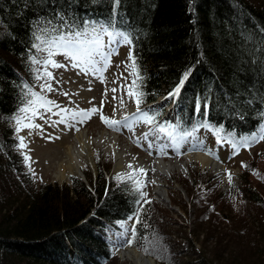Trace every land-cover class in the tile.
<instances>
[{
	"label": "trees",
	"instance_id": "1",
	"mask_svg": "<svg viewBox=\"0 0 264 264\" xmlns=\"http://www.w3.org/2000/svg\"><path fill=\"white\" fill-rule=\"evenodd\" d=\"M67 3L0 0V264H112L117 258L106 227H118L134 211L130 245L168 264H264V193L254 186L249 190L262 242L250 247L254 234L244 243L233 218L224 226L216 200L203 194L207 172L190 178L189 196L196 205L192 232L183 219L172 217L173 226L152 196L141 199L130 185L109 180L110 165L99 166L95 176L85 171L91 187L74 175L61 184L34 179L18 149L12 118L24 106L28 89L23 85L34 91L37 84L40 63H31L29 55L38 61L46 55L31 48L33 25L40 17L52 19L54 11L67 15ZM71 12L107 21L112 0H72ZM116 12L115 28L130 34L143 77L142 104L168 97L191 69L180 95L167 98L176 107L173 124L188 131L209 124L237 137L257 131L264 122V0H121ZM197 97L200 113L195 112ZM152 107L159 120L165 105Z\"/></svg>",
	"mask_w": 264,
	"mask_h": 264
},
{
	"label": "rangeland",
	"instance_id": "2",
	"mask_svg": "<svg viewBox=\"0 0 264 264\" xmlns=\"http://www.w3.org/2000/svg\"><path fill=\"white\" fill-rule=\"evenodd\" d=\"M104 40L105 43H107L108 37L105 36ZM113 51L115 54L111 56L110 64L99 74H84L80 72L79 69L73 68L67 64L62 55L54 56L53 58L56 61L66 64L65 67L58 69L49 67V71L52 72L55 78L50 81L55 91L48 92L41 89L40 85L46 81L44 78L37 80L34 91L55 101L60 108L67 109L68 112L62 114L67 115L69 120L65 118V123H53L60 119V116L54 114L59 112V109L53 107L52 113H44L43 109H41L40 111L44 114L45 119L34 117L33 122L42 125V129L22 128V131L16 133L17 137H24L26 147L20 148L19 142L18 149L25 157H30V159L27 160V168L33 173L34 179L38 183L43 181L58 182L60 184L69 182L71 177L65 178L66 180L57 179L54 177V171L56 169V162L64 154V146L74 141V135L81 130H87L92 137L97 136L100 132L105 130L108 131L110 135L116 132L119 137L118 145L123 149L125 160L121 170L120 168L117 170L114 169L116 159L112 151L102 154L101 149H97V169L95 170L88 165L85 167L84 171H90L95 176L99 172V166L110 165L111 167L107 171V177L111 180L118 173L123 174L132 171L128 168L129 164L133 166V169H142L137 165L139 161L152 164L153 170L149 175L145 173V170L143 172L136 171L134 174L138 183L143 186L141 190L146 192L147 196L155 198L159 206L163 208V215L166 219L171 221L173 226H176V224H174V219H172V217L183 219V221L188 224L185 226L186 229L190 232H192L194 228L196 217V205L189 196L190 178H193L196 171L207 172V175L210 176V180L205 186L203 194L208 199L216 200V207L217 210L220 211L219 216L222 219V224L227 226L229 221L233 218L232 224L235 225L234 227L237 229L241 228V233L244 234L241 240L245 243L251 238L249 234H254L253 236L256 238H253L255 240L254 243L250 244V247H257L259 243L262 242L258 232L260 225L257 219L256 202L252 198L249 187L251 188V186H254L264 193V140L253 143L247 148L240 147L238 151H235L232 145L234 142H239L241 136L225 135L219 132L215 127L209 124H203V126L197 129L194 136L188 137V142L182 144L178 155L173 148L164 147V145L169 143L167 138H162L160 141L156 142L152 148L148 147L153 137L149 136L148 140H144L143 133L147 132L149 128L152 127L150 125L133 123L131 128L120 126L119 130L108 127L100 118L101 112L105 117L121 120L123 119L121 116L123 108L131 109V111L125 115L130 119L131 114L136 110L134 99L127 95V89L125 87L126 85H131V81L134 79V76L130 75L131 68L129 67L131 64L129 53L131 52L132 55V44H117ZM46 56L47 53L45 57ZM43 68V63H40L38 75L42 73ZM57 81H59V83H57ZM112 89H116L117 91L113 92ZM65 92L68 93V95H63ZM113 97H115V99ZM121 97H123V105L120 103ZM165 102L164 100L163 104ZM162 105L160 104L158 107ZM93 106L100 111L93 114L91 118L87 119L83 124L71 118L72 112H76L80 109H89ZM140 107L142 108L141 105ZM168 109L169 105L165 103L164 116L167 122L157 120L158 123L162 122L165 126H167L168 123L173 124L172 121H174ZM24 115L26 114L18 112L15 116ZM24 123H28V121L25 120ZM13 124L15 125V121ZM76 129L79 130L77 131ZM247 135L248 134L243 136ZM49 136L52 138L49 139ZM200 140H202L203 143H198ZM137 141H139V143ZM160 149H163V151H160ZM195 151L209 153L213 158L218 160L219 163H222V170L217 172L210 166H205L198 160L191 159L189 160L190 162L188 161L184 170L176 171L173 173L172 177H168L169 179L167 178V184L165 186L168 189L169 196V198L166 197L167 202L157 199L155 197V188L157 186L155 169L156 159L163 156L167 160H175L177 158L183 159L187 153ZM130 159H134L135 162H129ZM242 165H247L248 167ZM126 169L128 170L126 171ZM229 173H231L232 176L231 183L228 180ZM134 220L135 216L132 220L127 219L119 221L124 222V228H122L119 223L118 227L107 225V235L115 242L114 244L112 240H109L117 258L112 264H129L117 254L120 249L131 246L126 242L129 237L120 236L118 238L116 233H122L125 228H132ZM130 235L131 234H129V236ZM174 238L175 236H172V243H174ZM196 242L199 245L198 240H196ZM247 245L249 246V244ZM138 250L140 251V249ZM162 262L164 261L160 263Z\"/></svg>",
	"mask_w": 264,
	"mask_h": 264
},
{
	"label": "snow or ice",
	"instance_id": "3",
	"mask_svg": "<svg viewBox=\"0 0 264 264\" xmlns=\"http://www.w3.org/2000/svg\"><path fill=\"white\" fill-rule=\"evenodd\" d=\"M93 3H95V0H93ZM120 3L121 0H112L111 18L107 21L77 16L71 12L72 0H68L67 8L69 9V12L67 15L61 11H54L52 19L40 17L35 22L33 25V43L31 48L36 49L37 52H46L47 56L44 57L42 61H38L35 56L29 55V60L33 64L43 63L44 65L42 73L34 77L36 80H40L41 78L45 79L46 82L40 85L41 89L48 92L55 91L50 83V81L55 78L52 72L49 71V67L58 69L66 66L65 63L58 62L53 58L56 55H62L67 64L73 68L79 69L80 72L84 74H99L110 64V58L115 54L113 49L117 44L124 43L131 45L130 34L119 31L115 28L116 10L119 8ZM53 19L59 21V23L54 24ZM261 31H264V29ZM105 36L108 37L107 43H105L104 40ZM29 51L31 52V49ZM129 59L131 61V64L129 65L131 68L130 75L134 76V79H132L131 85H126L125 87L127 89V95L134 99L136 110L131 114V119L128 116H125L121 120L105 117L101 112V120L108 127L116 130H119L120 126L131 128L133 123L150 125L152 127H150L147 132L143 133L144 140H148L149 136L153 137V140L148 144V147L152 148L156 142L160 141L162 138H167L169 143L164 145V147L173 148L179 155V149L182 144L188 142V137L194 136V133L199 127L203 126V124L193 125L191 131H188L186 128L180 130V124L168 123L167 126H165L162 122L158 123L156 117L159 115V112L154 107L142 109L140 105L143 103L145 94L140 90V81H142L143 77L140 75L135 58L132 57L131 52L129 53ZM190 75L191 69L185 71L176 87L168 93V97L165 99H174L179 96L181 89L184 87L185 81ZM57 83H59V81H57ZM23 87L28 89V91L25 92L24 95V106L18 109V111L20 113H25L26 115L14 116L12 118L15 121L16 127L14 128V131L16 133L22 131V128L42 129V125L33 122L34 117L45 119L44 114L40 111L41 109H43L44 113H52L53 107L58 108L59 112L55 113V115L60 116V119L53 123H65V116L62 115V113L68 112L67 109L60 108L55 101L48 99L41 93L32 91L30 86L26 83ZM112 91L116 92L117 90L112 89ZM63 95H68V93L65 92ZM113 98L115 99V97ZM120 102L121 105H123V97L120 98ZM261 102H264V98H262ZM247 103L251 104L252 100H248ZM98 111L100 110L94 106L89 109H80L76 112H72L71 118L78 123L83 124ZM207 111L208 104L205 99L203 102V115L205 118L207 117ZM195 112H201V100L199 97L195 100ZM260 116L264 118V112H261ZM25 120H27L28 123H24ZM76 130L78 131L79 129ZM229 135L233 134L230 133ZM17 138L20 140L19 147H26L24 137L18 136ZM48 138L51 139L52 137L49 136ZM260 140H264V123L259 125L257 131L252 132L247 136H241L239 142H234L232 146L235 151H238L240 147H250L251 144L259 142ZM137 142L139 143V141ZM198 143H203V141L200 140ZM160 151H163V149H160ZM25 159L28 160L30 157L26 156ZM242 166L248 167L247 165ZM128 168L132 171L123 174L118 173L113 179L120 184L130 185V190L143 199L147 196V193L141 190L143 186L138 183L134 174L136 171L143 172L144 170L133 169L131 164L128 165ZM228 180L231 183V173L228 175ZM145 202L147 203L148 201ZM134 203L139 204L140 200H136ZM135 215L136 212L134 211L133 215H130L128 219L132 220ZM136 222L139 223L140 221L137 219ZM117 223L124 228V222L118 221ZM129 234L131 235L129 236ZM117 235L121 237H129L126 242L132 244L135 239V229L134 227L125 228L122 233H118Z\"/></svg>",
	"mask_w": 264,
	"mask_h": 264
},
{
	"label": "bare ground",
	"instance_id": "4",
	"mask_svg": "<svg viewBox=\"0 0 264 264\" xmlns=\"http://www.w3.org/2000/svg\"><path fill=\"white\" fill-rule=\"evenodd\" d=\"M130 111L131 109L129 110L123 108L121 116L125 117V115H127V113ZM64 116L67 120H69V117L67 115ZM118 138L119 137L116 132H113L110 135L109 132L106 130L100 132L95 137L90 136L87 130H81L77 132L74 135L73 142L68 143L66 146L63 145L64 154L61 158L59 157L60 159L56 162V169L55 171L53 170L54 177L62 180L71 177L73 174L81 175L82 173H85L84 169L88 165L91 166V168L93 167V169H96L97 149H101L102 154H106L112 151L116 159L114 169L117 170L120 168L121 170V167L123 166L125 160L123 149H121V146L118 145ZM191 159L198 160L201 164L205 166H210L217 172L221 171L223 168L222 163H219V161L213 158L209 153L203 151L187 153L183 157V159L177 158L175 160H167L165 157H159L156 159L155 163L157 178V186L155 188V191L157 193L158 199L167 202L166 197L169 198L168 189L165 187L167 184V178L172 177L173 173L176 171L184 170L188 161ZM129 162L134 163L135 160L130 159ZM137 165L143 170H145V173H147V175H149L150 172L153 170V165L150 163L139 161ZM127 170L128 169H126V171ZM117 234L118 233H116V235ZM117 237L119 238L120 236L117 235ZM108 239L114 242V240L110 236H108ZM118 253L121 255V258L129 264H163V262L160 263L161 261L155 258L154 256L147 255L144 252H140L138 248L133 246L124 247L120 249Z\"/></svg>",
	"mask_w": 264,
	"mask_h": 264
},
{
	"label": "water",
	"instance_id": "5",
	"mask_svg": "<svg viewBox=\"0 0 264 264\" xmlns=\"http://www.w3.org/2000/svg\"><path fill=\"white\" fill-rule=\"evenodd\" d=\"M164 100H165V98L164 97H161L157 101H153V102L148 103L147 105L144 106V108L150 107L153 104H158V105L159 104H163ZM174 111L173 112L172 111L170 112L173 117H175ZM96 169H97V167H96ZM78 177L82 178L85 182H88V179H87L85 173H82L81 175H78ZM140 252H142V251H140ZM163 264H167V263H164L163 262Z\"/></svg>",
	"mask_w": 264,
	"mask_h": 264
}]
</instances>
